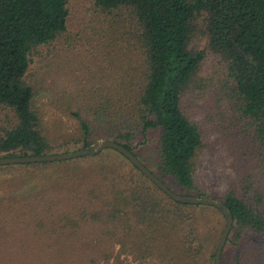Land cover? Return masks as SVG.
Listing matches in <instances>:
<instances>
[{"label":"trees","instance_id":"16d2710c","mask_svg":"<svg viewBox=\"0 0 264 264\" xmlns=\"http://www.w3.org/2000/svg\"><path fill=\"white\" fill-rule=\"evenodd\" d=\"M70 2L0 0V159L113 141L175 193L212 198L196 180L205 131L184 109L210 85L230 106L244 158L213 198L234 218L221 264H264V0H95L91 34L74 40ZM45 51L64 55L62 85L47 89L30 75ZM208 59L221 81L203 75ZM43 94L73 133L59 120L49 127ZM155 132L157 145L142 148ZM0 171V264L21 262L4 256L32 240L42 264L215 262L221 211L174 201L115 150Z\"/></svg>","mask_w":264,"mask_h":264},{"label":"rangeland","instance_id":"374dc122","mask_svg":"<svg viewBox=\"0 0 264 264\" xmlns=\"http://www.w3.org/2000/svg\"><path fill=\"white\" fill-rule=\"evenodd\" d=\"M95 0H71L70 2V32L71 39L78 37L86 39L92 32L91 27L94 24ZM91 31V32H90ZM203 43L202 47H205ZM63 55V54H62ZM61 54H49L47 51L34 58L31 66L30 75L38 85L49 88L51 81H56L62 85V62ZM76 59V54L71 57ZM221 68V67H220ZM219 66L212 60L208 59L203 66V75L215 76L216 80L221 81L223 78ZM209 85V84H207ZM218 86V85H217ZM220 92V93H219ZM215 87L208 86V90H196L192 95L184 98V109L191 119L200 123L205 131V147L200 152L199 166L196 173L198 186L205 190L212 198H221L228 189L229 183L235 176L233 164H241V142L234 143V133L237 130L236 125L230 119V106L222 98V92ZM47 94L38 98V106L44 112L45 119L50 128L57 120L62 122L61 131L73 133L77 127L76 122L64 116L59 110H56ZM1 112V120L4 118ZM237 124V122H234ZM159 133H152L147 140L142 139V148L147 146H156L159 140ZM0 171V188L3 187V181L6 177ZM216 200V199H215ZM92 243L93 238L83 240ZM33 247L22 254L20 244L13 245L4 257L8 261H14L21 258L20 261H14V264H42L43 254L39 252L41 243L36 240L30 241ZM53 242V241H52ZM48 243V242H47ZM51 243V242H50ZM95 244V243H94ZM30 245V244H29ZM14 258V259H12Z\"/></svg>","mask_w":264,"mask_h":264},{"label":"water","instance_id":"95a60500","mask_svg":"<svg viewBox=\"0 0 264 264\" xmlns=\"http://www.w3.org/2000/svg\"><path fill=\"white\" fill-rule=\"evenodd\" d=\"M112 149L120 154H122L125 158H127L135 167H137L140 172L149 179L153 184H155L161 191H163L166 195L171 197L176 202H180L183 204L190 205H204V206H213L218 208L223 214L226 224L223 230V233L219 239L217 244L216 254H215V262L214 264L222 263V255L224 247L227 243L228 237L230 235L234 218L228 209V207L221 201L211 199V198H202L196 196H187L180 195L172 191L161 179H159L150 169H148L133 153L128 151L124 146L115 143L113 141H98L92 144L91 146L74 151L69 153L62 154H52V155H41V156H28V157H12V158H2L0 159V166L7 165H24V164H34V163H52V162H60L67 161L72 159H77L89 155H97L104 150Z\"/></svg>","mask_w":264,"mask_h":264}]
</instances>
